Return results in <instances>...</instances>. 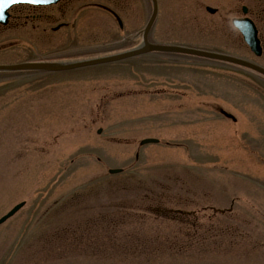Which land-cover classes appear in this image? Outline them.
<instances>
[{"label": "rangeland", "instance_id": "374dc122", "mask_svg": "<svg viewBox=\"0 0 264 264\" xmlns=\"http://www.w3.org/2000/svg\"><path fill=\"white\" fill-rule=\"evenodd\" d=\"M91 1L11 8L20 16L0 26V63L94 57L141 41L131 31L146 22L144 1L100 0L122 28L84 7ZM157 1L155 42L264 63L263 16L252 17L257 57L230 23L235 0ZM262 1L238 3L259 12ZM0 155V215L24 201L0 223V264H264V79L248 70L149 51L0 71Z\"/></svg>", "mask_w": 264, "mask_h": 264}, {"label": "water", "instance_id": "95a60500", "mask_svg": "<svg viewBox=\"0 0 264 264\" xmlns=\"http://www.w3.org/2000/svg\"><path fill=\"white\" fill-rule=\"evenodd\" d=\"M57 0H0V22H5L7 18V12L6 9L8 6L14 2H29V3H34V4H42V3H51L55 2ZM153 1V9L151 12V15L148 19V22L145 26L144 32H143V43L133 49L117 53V54H112L108 56H102V57H96V58H90V59H82V60H74V61H35V62H19V63H14V64H0V69H45V70H58V69H65V68H70L74 66H79V65H84V64H89V63H95V62H101V61H108V60H113L117 58H122L127 55H132L136 54L139 52H143L146 50H151V49H157V50H175V51H183L187 53H193V54H198V55H204V56H210V57H216L220 59H225L229 60L232 62L240 63L246 66H249L251 68H255L261 72L264 73V70L260 67H258L255 64H252L251 62L230 56V55H225V54H219V53H214V52H208V51H203L199 49H193V48H187V47H180V46H171V45H161V44H152L149 43L146 40V32L148 30V27L150 26L154 15L156 11V6L155 2ZM118 18V17H117ZM245 22L239 24V28L243 33L245 41L248 43L250 48L255 52V53H260V46L258 39L255 36V30L253 26L251 25L250 21L248 19H244ZM224 115L229 116L233 118V116L229 113H227L224 110H220ZM151 141H156L155 138H144L141 139V143L145 142H151ZM120 169L119 168H109L108 172L109 173H114L118 172ZM23 202H19L15 204L9 211H7L5 214H3L0 217V222L3 221L5 218H7L9 215H11L18 207L22 205Z\"/></svg>", "mask_w": 264, "mask_h": 264}, {"label": "flooded vegetation", "instance_id": "af4514ba", "mask_svg": "<svg viewBox=\"0 0 264 264\" xmlns=\"http://www.w3.org/2000/svg\"><path fill=\"white\" fill-rule=\"evenodd\" d=\"M107 1H115V2H118V1H120V6L123 8V9H128L129 7H130V5H131V2L133 1V0H107ZM236 2H237V0H236ZM22 6H24V7H27V9H31V8H35V6H31V5H22ZM261 10L259 11V12H256V11H253L251 8H250V6H248V9H247V15H249L251 18L253 17L254 18V16H257V17H264V1H262V3H261ZM18 12H21L22 10H17ZM235 11H237V8L235 9ZM44 14V13H43ZM13 16H16V17H18V16H20V14H12ZM39 15H41V13H32L31 12V17H35V16H39ZM24 16H28V15H24ZM44 18H46V19H48V20H51L52 19V16L50 15V14H47V13H45L44 14ZM255 19V18H254ZM263 20H264V18H263ZM255 21V20H254ZM263 26H264V23H263ZM257 28H258V26H257ZM139 29H136V30H134V32H137ZM258 32H259V28H258Z\"/></svg>", "mask_w": 264, "mask_h": 264}, {"label": "bare ground", "instance_id": "6f19581e", "mask_svg": "<svg viewBox=\"0 0 264 264\" xmlns=\"http://www.w3.org/2000/svg\"><path fill=\"white\" fill-rule=\"evenodd\" d=\"M73 138V137H72ZM0 160H1V162H4V160L2 159V157H1V155H0ZM19 162H13V163H11L10 164V167L12 168V167H14L15 165H17ZM11 170V169H10ZM20 209V208H19Z\"/></svg>", "mask_w": 264, "mask_h": 264}]
</instances>
